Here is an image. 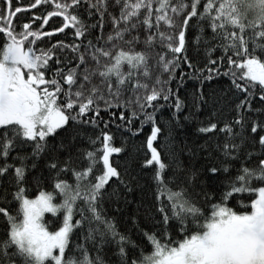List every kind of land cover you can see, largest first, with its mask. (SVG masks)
<instances>
[{"label":"snow or ice","instance_id":"obj_1","mask_svg":"<svg viewBox=\"0 0 264 264\" xmlns=\"http://www.w3.org/2000/svg\"><path fill=\"white\" fill-rule=\"evenodd\" d=\"M54 17L60 25L45 30ZM217 78L230 99L196 129L209 145L188 180L203 175L211 193L198 202L170 186L154 142L164 115L169 127L198 115L204 81ZM189 79L201 88L189 93ZM69 128L95 133L79 167L61 136ZM117 134L145 138L142 170L157 189V223L143 231L152 250L139 257L104 203L110 184L131 191L110 159L122 152ZM42 158L53 191L30 198L29 170ZM0 181V264H104L86 246L97 238L118 264H264V0H0Z\"/></svg>","mask_w":264,"mask_h":264},{"label":"trees","instance_id":"obj_2","mask_svg":"<svg viewBox=\"0 0 264 264\" xmlns=\"http://www.w3.org/2000/svg\"><path fill=\"white\" fill-rule=\"evenodd\" d=\"M31 0H23V3H29ZM48 10H51L49 7ZM43 11V9H42ZM27 17H32V12L27 13ZM59 17L50 18V23L46 25L45 30H50L52 27H58L61 23ZM25 16L23 13L20 14V23H23ZM196 22L193 21L195 27ZM55 38L63 39V34H55ZM71 33L69 32V39ZM47 40L48 38H43ZM159 44L155 46L159 49ZM139 50V49H138ZM189 55L192 57L196 56V50L190 49ZM187 91L191 93L194 89L201 88L200 83L195 80L189 79L186 81ZM228 79L223 80L217 78L212 81H204L203 93L204 100L203 107L200 109L198 115L191 121L182 123L180 126L169 127L164 121L167 116L164 115L161 118L162 132L159 136V143L154 142L158 150L161 152L162 157L166 163L170 164V167L165 171L168 173V179L171 180L172 187L184 186L187 188L189 195L192 199L202 202L204 199L205 192H209V186L207 180L203 175L199 176V179L192 183L188 180L192 172L199 173L202 170L205 151L204 149L209 145V138L204 134L198 133L196 129L200 126V123L206 121L209 114L213 112H220L221 110L227 111L228 100L230 94L228 93ZM174 87V85H173ZM193 111H196L193 108ZM107 118V117H105ZM95 133L89 129L86 133L80 134L78 130L69 128L67 132L61 133V136L65 138V143L70 146L71 153L73 154L74 164L73 166L79 167L82 161L83 151L85 149H91L88 137L94 136ZM144 137L137 135L132 137L128 135L123 137L119 134L116 135L114 146L121 147V153H114L110 157L114 166H116L121 172L124 179L129 183L131 191L124 188L123 185L110 184L108 186V193L105 195L104 203L107 215L109 217L114 216L117 222V228L124 232L125 235H130L131 239L136 242V256L139 257L141 251L144 254L151 252V244L143 236L145 225H152L157 223L156 217V204H155V192L156 185L152 181V173L150 169L142 170L143 158L146 153V146L144 145ZM60 137H57V143ZM215 137L212 138L214 143ZM99 147V145H96ZM68 153L61 151V158L67 159ZM35 168H30L27 188L30 197L38 194L40 190L53 191L54 177L55 174L49 172L46 159L42 158L37 160ZM70 176V173H69ZM65 178V177H61ZM5 181H0L4 183ZM71 182V181H70ZM3 188H0V192ZM56 202H59L57 198ZM230 207L242 208L241 203L233 201ZM135 216L137 218V225L130 222V218ZM78 218V217H77ZM55 217L50 214H45V223L50 230H54L52 227ZM4 221L0 219V238L4 235ZM158 231V229H153ZM88 234V225L85 224L80 230H74V234L71 237V248L73 250L72 255L75 253L79 255L76 246L77 244H84L85 237ZM100 244L99 238H97L96 245L89 240L87 247L92 249V256H96L97 253L104 260V264H118V258L114 252L108 251L109 247H114L105 244L102 248L98 247Z\"/></svg>","mask_w":264,"mask_h":264},{"label":"rangeland","instance_id":"obj_3","mask_svg":"<svg viewBox=\"0 0 264 264\" xmlns=\"http://www.w3.org/2000/svg\"><path fill=\"white\" fill-rule=\"evenodd\" d=\"M34 197V196H33ZM31 198V197H30Z\"/></svg>","mask_w":264,"mask_h":264}]
</instances>
